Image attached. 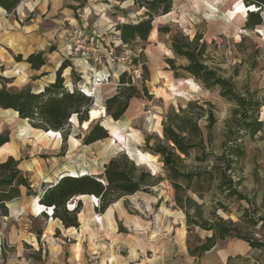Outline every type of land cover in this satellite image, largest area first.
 I'll list each match as a JSON object with an SVG mask.
<instances>
[{
	"label": "rangeland",
	"instance_id": "374dc122",
	"mask_svg": "<svg viewBox=\"0 0 264 264\" xmlns=\"http://www.w3.org/2000/svg\"><path fill=\"white\" fill-rule=\"evenodd\" d=\"M37 1L43 3L48 12L57 11L53 20H43L42 30L48 32L47 51H56L60 55L59 41L63 42L62 33L67 28L75 27L88 34H99L102 33L97 30L100 25L116 23V27L136 23L143 16L131 0L122 3L114 0H24L20 7L36 4ZM249 11L256 10L246 8L242 0H176L168 15L155 18L148 40L128 45V63L123 67L140 90L144 75L140 66H133L130 60L142 52L138 60L140 64L145 63L148 71L145 86L149 98L132 99L118 122L107 118L105 112L97 118L90 115L92 122L101 121L107 129L109 138L106 140L84 146L82 139L87 127L78 125L73 118L67 141L63 143L61 139L58 154L51 155L55 146L53 139L57 141V137L32 130L17 115L0 110V135H7L9 141H13L0 149V161H5L6 155L15 154L18 150L16 159L32 189L28 194L23 191L20 202L25 204L22 209L20 207L21 215L14 228L21 229L26 224L27 230L37 233L50 219L44 215L48 219L40 216L35 221V214H32V209L39 205L35 198L43 188L52 186L66 175L85 173L98 176L112 158L121 154L137 167L162 179L150 189L149 194L137 193L126 196L127 199L122 197L110 206H119V209L113 208L114 234L104 218L105 212L96 211L94 197L71 199L67 203L68 209L80 204L78 214L83 224L75 228L79 236L72 238L76 231L65 229L68 233L65 234L66 242H51L52 245L42 250L40 256L29 247H24L23 256H16L6 243L7 233L12 228L11 221L0 217V264H196L189 250L204 243L211 233L198 227H187L186 213L194 223L211 222L215 218L230 221L235 224L240 236L264 243V10L260 13L262 25L252 31L245 30ZM19 18L24 23L31 19L0 12V33L3 34L0 38V88L4 86L13 93L29 88L36 93L46 80L40 79L43 74L30 76L29 71L22 68L23 64L18 65L21 68H16L15 65L19 64L15 61L16 57L3 44L13 28H17ZM163 28H168L170 33L160 34L158 30ZM175 34H181L189 41L199 37V43L206 45L204 64L218 76L231 80L239 94L247 90L257 92V98L262 103L257 116L263 124L259 133L250 136L239 131L230 123L236 106L221 98L217 89H205L181 70L187 66V61L171 52V38ZM60 57L61 62L70 58ZM167 60L173 61L176 70L169 67ZM47 64V71L52 72L53 64ZM75 75L79 77V74ZM62 76L69 86L71 76ZM79 86L94 97L88 78L80 79ZM104 102L101 98L103 106ZM189 102L210 103L215 108L212 150L216 157L226 151L225 143L228 141L227 145L240 146L244 156L227 173L231 183L220 186L218 169L222 167L221 162L211 158L199 164L193 161L199 151L192 152L186 161L188 169L192 172L212 171V175L181 183L184 195L193 202L180 209L174 202L175 193L167 181V171L148 149L156 139H162V121L167 113L177 112ZM95 110L94 99L91 112ZM146 139L148 146L145 145ZM51 158L56 161H51ZM51 167L52 171L47 172ZM231 191H236L245 199L230 197ZM132 221L139 228L136 229ZM233 241L236 239L227 238L217 243L224 245ZM246 259L237 264H264V250H253L251 257Z\"/></svg>",
	"mask_w": 264,
	"mask_h": 264
},
{
	"label": "trees",
	"instance_id": "16d2710c",
	"mask_svg": "<svg viewBox=\"0 0 264 264\" xmlns=\"http://www.w3.org/2000/svg\"><path fill=\"white\" fill-rule=\"evenodd\" d=\"M24 0H0V10L7 15L14 14L16 8ZM122 3L125 0H114ZM136 10L142 11L143 16L136 23L117 25L115 31L124 46L118 52L127 51L128 45L135 41L145 43L152 30L155 18L168 15L176 0H131ZM246 8L253 7L256 11H249L246 19L245 30L252 31L262 25L260 13L264 10V0H242ZM116 7H114L115 9ZM160 34H169L168 28L159 29ZM199 37L192 41L181 34L171 38L170 49L174 56L187 61V66L182 68L187 75L199 82L205 89H217L219 96L233 103L236 109L232 111L231 122L239 131L254 136L262 130L263 124L258 121V112L262 103L257 98V92L245 91L239 94L233 82L224 79L209 69L203 62L206 49L205 43H199ZM142 52L135 59L130 60L133 66H140L144 77L141 80L140 90L132 83L129 72L123 71L119 75L116 93L104 102L106 117L113 122H118L126 113L132 99L140 100L149 98L145 86L148 74L145 63H139ZM17 63L22 62L20 56L15 58ZM32 71H39L45 66L44 53L30 55L26 60ZM172 70L174 63L167 60ZM71 67L64 60L55 72V79L45 86L40 92H32L25 88L18 92H10L4 86L0 88V110L12 111L17 118L33 130L43 133H58L65 143L70 135L71 121L76 119L78 125H86L88 114L94 104V99L81 92L78 88L80 78L71 71L72 85L68 86L63 78V72ZM44 76V74H43ZM216 125L215 108L210 103L189 102L185 108L177 112L167 113L162 121V139H156L149 148L151 154L158 157L168 173L167 181L175 193V204L180 209H185L193 201L184 195L182 182L190 183L194 178L200 179L203 175H212V171L199 170L192 172L188 169L186 161L192 152L199 151L193 158L194 162L204 164L209 159L221 162L218 169L220 186L231 183L227 173L232 170L237 160L244 156L242 148L236 144L227 145L226 151L219 157L213 154V130ZM85 127V128H86ZM109 138L108 131L101 126V121H93L87 128V133L82 139L84 146H89L98 141ZM9 143L7 135H0V149ZM148 139L145 145L148 146ZM19 163L11 157L0 162V217L8 216L7 204L22 197L23 191L31 192V184L26 175L19 170ZM162 179L156 178L149 172L137 167L125 155L121 154L112 158L98 176L66 175L61 177L52 186L45 187L38 195V204L44 208L52 209L51 218L58 220L64 229L78 228L77 215L80 204L73 210L67 209V203L75 197H94L98 200L96 211L104 213V218L112 232L115 233L113 223V208L119 209L117 204L110 206L118 199L133 196L137 193L149 194L150 189L157 186ZM229 196L239 197L236 191H231ZM99 219V218H98ZM100 220V219H99ZM133 226L139 228L136 222ZM187 227H198L210 232L211 236L205 239L193 250H189L191 257L200 258L210 251L217 241L234 238L243 241L253 250H264V243L253 238L242 237L238 234L237 227L230 221L225 222L220 218L206 223H194L186 213ZM74 230V229H73ZM244 257H229L226 264H237L246 261Z\"/></svg>",
	"mask_w": 264,
	"mask_h": 264
},
{
	"label": "crops",
	"instance_id": "0c3cea01",
	"mask_svg": "<svg viewBox=\"0 0 264 264\" xmlns=\"http://www.w3.org/2000/svg\"><path fill=\"white\" fill-rule=\"evenodd\" d=\"M22 4V3H21ZM111 8H114L113 5H110ZM0 12L6 14L5 12ZM15 14L17 16H22V18L31 17V19L24 23L21 18H19V24L17 23V28H13V32L9 34V37H6L3 44H6V48L10 50L11 54L15 57L20 56L22 59V62L19 64H16V68H21L22 66H18L20 64H23V69H27L29 71L30 76H34V74L39 73V75L44 74L42 78H45L46 80L41 85L40 89L38 91H41L45 86L52 83L55 79V72L61 65V55L68 56V49L65 46L64 42L59 41V48L58 52H61V55L55 52L49 53L47 51V46L49 45V42H47V35L48 32L42 30V23L43 20H46L48 18H51L52 20L55 18L56 12H48L47 8L43 5V3H40L37 1L36 4H25L23 7H20V5L16 8ZM116 23L110 24L107 26L105 23L103 26H98L97 30L100 32L105 31L108 27H114ZM3 34L0 33V38L2 39ZM50 36V35H49ZM38 53H44L45 57V66L41 68L39 71H32L30 69V66L25 63V60L33 54ZM66 61H68L71 65V67L64 70L63 74L64 76H71V71L73 70L74 73L79 74L81 73L83 75L82 80H87L88 77H86L88 66L84 65L79 59L76 58H66ZM48 62H51L53 64L54 70L52 72H48ZM123 71L122 68L113 69L111 71V76L108 84H103L101 86H95L92 87L90 90L93 93V98L95 99L96 96L100 99L102 98V102L106 99L112 97L116 93V86L118 83V78L121 72ZM33 74V75H31ZM35 75V76H39ZM80 78V76H79ZM72 83L69 82V86H71ZM30 128V127H29ZM33 130V129H32ZM36 131V130H35ZM60 135V134H59ZM55 143L54 149L52 152H50L51 155L58 154V151L61 146V139L60 141H56V139H53ZM49 141H52L51 139ZM13 142L12 140L9 141L8 144H6L4 147H7L10 145V143ZM15 144V143H14ZM2 147V148H4ZM19 155V151L16 150L15 154H8L5 157H11L14 160L17 161L16 156ZM51 161H56V159L51 158ZM1 162V161H0ZM18 162V161H17ZM19 163V162H18ZM19 170H21L24 174L25 172L18 166ZM47 171V170H46ZM52 167L47 172H51ZM40 194V193H39ZM38 194V195H39ZM127 199L126 197H124ZM36 199V203H38V196ZM21 198L14 200L7 204L8 209V216L4 217L5 219L11 221V230L9 233H7L6 236V243L9 248L12 249L13 253L16 254V256H23L24 253V247H29L32 251L36 252L38 256H40V253L42 250L49 248L50 245H52L51 242L59 241L62 243L66 242L68 234L61 225V223L58 220H53L52 218L47 221V223L39 229L37 233H34L30 230H27V225L23 224L21 229L14 228V223L17 222V219L21 215L20 207H24L25 202L21 201ZM35 203V204H36ZM35 208L32 209V214L34 215V220L36 221L38 217L46 215L48 218V214L43 211L38 216L36 214ZM93 211V209H92ZM46 218V217H44ZM46 218V219H48ZM23 220V219H22ZM77 222L78 225L83 224L82 220L80 219V215H77ZM71 229V228H69ZM76 231V234H72V238L74 236H79L78 231L73 228ZM64 232V233H63ZM66 234V235H65ZM55 237V238H54ZM56 244V243H55ZM59 248L61 245H57ZM253 253V249H251L247 243L243 241H233V242H227L224 245H220L219 243H216L215 246L208 252L204 253L200 258H195L196 264H226L227 259L229 257H244V258H250Z\"/></svg>",
	"mask_w": 264,
	"mask_h": 264
},
{
	"label": "built area",
	"instance_id": "2783aa9c",
	"mask_svg": "<svg viewBox=\"0 0 264 264\" xmlns=\"http://www.w3.org/2000/svg\"><path fill=\"white\" fill-rule=\"evenodd\" d=\"M62 35L63 42L68 49V56L79 59L88 66L87 75L92 87L108 84L113 69L122 68L123 71H127L123 68L128 63L127 51L118 52V49L124 46L115 27H108L99 34H88L84 30L70 27L65 29ZM79 76L82 79L81 73ZM77 86L82 93L87 95L85 88L79 86V83ZM94 201V206L97 208L98 200L94 198ZM49 211H51L50 214ZM45 213L51 218L52 209H47Z\"/></svg>",
	"mask_w": 264,
	"mask_h": 264
},
{
	"label": "bare ground",
	"instance_id": "6f19581e",
	"mask_svg": "<svg viewBox=\"0 0 264 264\" xmlns=\"http://www.w3.org/2000/svg\"><path fill=\"white\" fill-rule=\"evenodd\" d=\"M37 92H40V91H37ZM86 94L88 96H90L89 92L86 91ZM95 111L91 112V117L92 118H97V117H100L104 112H105V108L104 106L101 104V101L100 99L96 96L95 98ZM9 112H12V111H9ZM14 115H16V113L12 112ZM89 115V114H88ZM90 118V117H89ZM107 130V129H106ZM47 135H52V136H55L57 137V141L59 142L60 141V135L58 133H48ZM85 174V173H84ZM82 174V175H84ZM35 209L36 210V214L37 215H40L41 212L43 213V211L47 212V209H45L44 207L40 206V205H37L35 206ZM49 214L51 213V211L48 212Z\"/></svg>",
	"mask_w": 264,
	"mask_h": 264
},
{
	"label": "water",
	"instance_id": "95a60500",
	"mask_svg": "<svg viewBox=\"0 0 264 264\" xmlns=\"http://www.w3.org/2000/svg\"><path fill=\"white\" fill-rule=\"evenodd\" d=\"M105 114H106V112H105ZM92 122V120L88 117V122H87V128H88V126H89V124ZM102 126V125H101ZM103 127V126H102ZM104 128V127H103ZM85 130H87V129H85ZM154 176V175H153Z\"/></svg>",
	"mask_w": 264,
	"mask_h": 264
}]
</instances>
